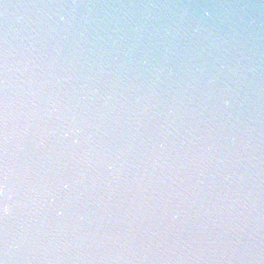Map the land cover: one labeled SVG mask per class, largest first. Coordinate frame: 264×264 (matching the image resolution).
Instances as JSON below:
<instances>
[{
    "label": "water",
    "instance_id": "obj_1",
    "mask_svg": "<svg viewBox=\"0 0 264 264\" xmlns=\"http://www.w3.org/2000/svg\"><path fill=\"white\" fill-rule=\"evenodd\" d=\"M5 159L6 264H264V0H0Z\"/></svg>",
    "mask_w": 264,
    "mask_h": 264
},
{
    "label": "clouds",
    "instance_id": "obj_2",
    "mask_svg": "<svg viewBox=\"0 0 264 264\" xmlns=\"http://www.w3.org/2000/svg\"><path fill=\"white\" fill-rule=\"evenodd\" d=\"M6 140V137H5ZM6 158V152H5ZM10 185L12 188L16 190V195L18 199H23L26 202H31L32 204V218L29 220L27 227L21 226V242L27 239V235L30 231H35L39 233L40 227H42L41 222L36 219L41 215L42 209L45 203H51L53 200H59L62 193H58L55 188H49L47 185L43 187L42 191L37 190L32 186V184L27 180V178L23 181L20 179H16L15 181L11 180L8 174V168L5 164L2 168H0V198L5 200L9 199V191ZM8 209L7 206L4 207V212L7 213ZM33 225H37V227L33 228ZM4 246H5V254H7L8 250V239L7 233H5L4 239ZM0 264H6V261H0Z\"/></svg>",
    "mask_w": 264,
    "mask_h": 264
}]
</instances>
